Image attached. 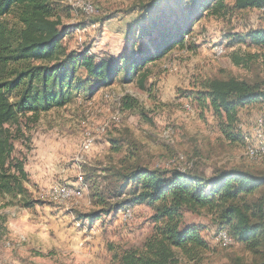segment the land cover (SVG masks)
I'll use <instances>...</instances> for the list:
<instances>
[{
  "label": "rangeland",
  "instance_id": "374dc122",
  "mask_svg": "<svg viewBox=\"0 0 264 264\" xmlns=\"http://www.w3.org/2000/svg\"><path fill=\"white\" fill-rule=\"evenodd\" d=\"M147 1L55 0L60 28L76 26L63 39L66 48H88L98 58L106 52L117 56L128 46V31L142 18L138 9ZM81 4H90L93 12ZM263 24L258 10L204 16L192 24L190 39L186 36L193 51L174 47L145 63L143 88L135 73L131 81L117 79L88 97L79 91L71 102L41 113L36 121L20 117L24 137L14 140L13 156L25 158V197L32 205L0 197L6 219L0 264H110L109 245H140L151 230V210L145 205H134L118 216L110 213L91 225L79 218L99 209L96 193H104L109 184L105 168L125 153L134 152L150 167H195L206 176L218 168H264V105L240 110L237 125L244 137L231 143L218 133L210 111L187 97L192 85L206 76L264 80L263 63L243 69L230 62L229 53L238 46L244 50L243 45L221 43L228 34ZM125 97L127 108L120 106ZM250 148L259 150L257 159L247 157ZM63 186L72 190L66 199L56 196ZM124 212L130 213L125 220ZM183 221L203 227L209 250L198 264H228L231 256L249 259L240 244H219L217 226L206 212H185Z\"/></svg>",
  "mask_w": 264,
  "mask_h": 264
},
{
  "label": "trees",
  "instance_id": "16d2710c",
  "mask_svg": "<svg viewBox=\"0 0 264 264\" xmlns=\"http://www.w3.org/2000/svg\"><path fill=\"white\" fill-rule=\"evenodd\" d=\"M54 1L0 0V197L21 200L25 207L32 205L25 197L24 184L29 181L25 158L13 156L14 140L24 137L20 117L29 115L36 121L41 113L71 102L79 91L88 97L117 79L131 81L135 73L143 88L145 63L174 47L193 51L186 36L190 39L192 24L204 16L258 10L264 22V0H148L138 9L142 18L131 24L125 50L98 58L88 48H66L63 39L76 26L60 28ZM225 38L224 47H244L229 53L232 65L250 69L264 64V24ZM188 95L210 111L218 133L232 143L244 137L237 125L240 110L264 105V80L206 76ZM126 99L120 106L129 107ZM138 157L125 153L105 168L109 184L104 193H96L99 209L79 217L91 225L134 205L150 208L148 235L137 246L109 245L110 264L200 263L209 250L203 227L184 223L183 214L202 211L210 215L216 232L225 231L249 255L231 256L228 264H264V168H218L206 176L195 167H150ZM5 222L0 212V236Z\"/></svg>",
  "mask_w": 264,
  "mask_h": 264
},
{
  "label": "bare ground",
  "instance_id": "6f19581e",
  "mask_svg": "<svg viewBox=\"0 0 264 264\" xmlns=\"http://www.w3.org/2000/svg\"><path fill=\"white\" fill-rule=\"evenodd\" d=\"M82 2V1H81ZM80 4V3H79ZM78 4V5H79ZM82 5V4H81ZM90 4H83L82 5V8H83V10H85L86 12H93V9H92V7L91 6H89ZM223 48V47H222ZM219 51H220V53H221V51H223L222 49H221V47L219 48ZM219 53V54H220ZM214 55H218V54H214ZM114 119V118H113ZM101 131H104L103 129H100V132ZM258 153H259V150L258 149H254V148H250V149H248V152H247V157L248 158H250V159H257V155H258ZM70 190V188H68V187H65V186H63V187H61L60 188V190L59 191H57V194H56V196L58 197V198H60V199H66V198H68L70 195H71V191L70 192H65V193H61V195H60V191H69ZM122 212V211H121ZM126 213H128V212H124L123 213V215H122V217H123V220H125V218H127L129 215H125ZM224 238H226V239H231L227 234H226V232L225 231H220V232H218V234H217V239H218V242H219V244H221V245H229V244H231L232 242L231 241H228V240H224Z\"/></svg>",
  "mask_w": 264,
  "mask_h": 264
},
{
  "label": "built area",
  "instance_id": "2783aa9c",
  "mask_svg": "<svg viewBox=\"0 0 264 264\" xmlns=\"http://www.w3.org/2000/svg\"><path fill=\"white\" fill-rule=\"evenodd\" d=\"M261 150H262V147H260V151ZM70 191H72V190H69V191H60V195H61V193L70 192ZM125 215H130V213L128 212ZM224 240H228V241H231L232 242V239H226V238H224Z\"/></svg>",
  "mask_w": 264,
  "mask_h": 264
}]
</instances>
